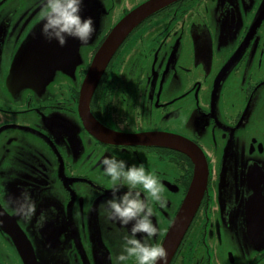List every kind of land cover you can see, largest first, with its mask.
I'll use <instances>...</instances> for the list:
<instances>
[{"label": "flooded vegetation", "instance_id": "obj_1", "mask_svg": "<svg viewBox=\"0 0 264 264\" xmlns=\"http://www.w3.org/2000/svg\"><path fill=\"white\" fill-rule=\"evenodd\" d=\"M147 1L84 0L97 29L81 62L37 91L9 76L42 22L40 0H0V208L10 219L0 218V264H27L10 226L31 244L29 264H112L131 227L101 214L112 188L100 162L112 153L161 176L168 203L153 202V219L164 242L194 161L109 133L180 136L204 156L203 193L168 264H264V0H177L142 22L95 86L92 132L80 111L83 82L115 25ZM26 195L36 205L30 219L16 211Z\"/></svg>", "mask_w": 264, "mask_h": 264}, {"label": "water", "instance_id": "obj_2", "mask_svg": "<svg viewBox=\"0 0 264 264\" xmlns=\"http://www.w3.org/2000/svg\"><path fill=\"white\" fill-rule=\"evenodd\" d=\"M177 0H149L133 9L123 19H121L111 33L108 35L101 48L97 52L87 76L83 82L80 97V111L84 122L90 131L93 132L97 123L90 111V100L93 95L102 73L109 60L117 51L121 43L136 29L142 22L153 14L161 11ZM84 3L82 15L89 13ZM86 17V16H85ZM43 21L35 28L30 37L20 48L13 63L10 82L17 88H34L37 91L43 90L49 84L54 75L59 72L72 74L81 62L80 47L84 44L73 37L68 38V42L61 46L56 40H47L41 33ZM96 23V21H95ZM109 137L120 138V142L130 144H156L170 146L188 155L196 165L195 177L190 190L183 202V205L174 220L163 244L168 252L167 264L170 262L173 253L188 228L192 217L196 211L199 200L202 196L204 183L207 178V166L204 156L199 148L191 141L175 135L145 134V135H119L107 134ZM5 211L0 208V218L2 221H10ZM8 216V215H7ZM0 222V223H1ZM7 231L16 241L17 248L26 261V257L32 255L31 244L26 240V235L18 226H10ZM21 231L19 243L17 241L18 232Z\"/></svg>", "mask_w": 264, "mask_h": 264}, {"label": "clouds", "instance_id": "obj_3", "mask_svg": "<svg viewBox=\"0 0 264 264\" xmlns=\"http://www.w3.org/2000/svg\"><path fill=\"white\" fill-rule=\"evenodd\" d=\"M40 4L41 33L49 41L56 40L63 46L73 37L86 44L97 29L93 16L82 15L84 0H40ZM100 164L112 188L111 197L100 205L101 214L109 221L131 224L120 238V250L112 258V264H127L131 258L137 264H167V249L156 238L164 229L153 219V202L162 207L168 203L161 176L146 167L144 161L129 163L119 153L104 156ZM125 186L126 190L121 192ZM35 207V202L26 195L16 211L30 219Z\"/></svg>", "mask_w": 264, "mask_h": 264}]
</instances>
